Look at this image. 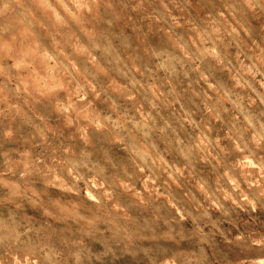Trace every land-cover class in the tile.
I'll use <instances>...</instances> for the list:
<instances>
[{"label":"rangeland","instance_id":"374dc122","mask_svg":"<svg viewBox=\"0 0 264 264\" xmlns=\"http://www.w3.org/2000/svg\"><path fill=\"white\" fill-rule=\"evenodd\" d=\"M0 264H264V0H0Z\"/></svg>","mask_w":264,"mask_h":264}]
</instances>
